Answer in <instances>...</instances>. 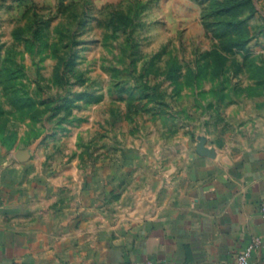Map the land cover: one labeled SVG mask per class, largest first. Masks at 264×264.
<instances>
[{
	"label": "rangeland",
	"instance_id": "374dc122",
	"mask_svg": "<svg viewBox=\"0 0 264 264\" xmlns=\"http://www.w3.org/2000/svg\"><path fill=\"white\" fill-rule=\"evenodd\" d=\"M263 95L264 0H0L8 190L147 215L192 141Z\"/></svg>",
	"mask_w": 264,
	"mask_h": 264
},
{
	"label": "crops",
	"instance_id": "0c3cea01",
	"mask_svg": "<svg viewBox=\"0 0 264 264\" xmlns=\"http://www.w3.org/2000/svg\"><path fill=\"white\" fill-rule=\"evenodd\" d=\"M251 103L239 125L192 141L175 178L147 194V215L0 179V264H237L253 236L251 264H264V95Z\"/></svg>",
	"mask_w": 264,
	"mask_h": 264
},
{
	"label": "built area",
	"instance_id": "2783aa9c",
	"mask_svg": "<svg viewBox=\"0 0 264 264\" xmlns=\"http://www.w3.org/2000/svg\"><path fill=\"white\" fill-rule=\"evenodd\" d=\"M261 217L264 221V202L259 206ZM263 245V239L260 236H253L246 247L237 255V264H251L254 253ZM134 264H162L154 260H145Z\"/></svg>",
	"mask_w": 264,
	"mask_h": 264
}]
</instances>
